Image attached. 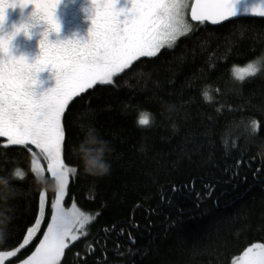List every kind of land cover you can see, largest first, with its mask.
I'll return each instance as SVG.
<instances>
[{"label":"trees","instance_id":"16d2710c","mask_svg":"<svg viewBox=\"0 0 264 264\" xmlns=\"http://www.w3.org/2000/svg\"><path fill=\"white\" fill-rule=\"evenodd\" d=\"M193 26L114 84L74 98L65 163L76 171L65 205L93 221L61 264H232L264 243V68L243 81L234 75L264 65V19ZM141 114L149 125L138 123ZM2 141L0 251L18 247L35 223L40 190L49 200L43 227L7 263L16 264L43 236L56 184L33 145ZM93 158L104 173L89 170Z\"/></svg>","mask_w":264,"mask_h":264},{"label":"snow or ice","instance_id":"6c2138e0","mask_svg":"<svg viewBox=\"0 0 264 264\" xmlns=\"http://www.w3.org/2000/svg\"><path fill=\"white\" fill-rule=\"evenodd\" d=\"M61 3L62 0H0V138H6L2 141L4 146L22 145L31 151L30 145H35L40 149L48 162L47 171L57 185L46 230L34 251L19 264H61L65 249L86 234L85 226L93 219L79 209L69 212L63 204L69 177L76 171L65 163L66 128L74 98L98 84H114V77L133 66V62L156 56L165 45L189 32L194 27L187 19L189 9L191 21L217 23L238 16L239 0H126L129 6L122 7H117V0H89L84 9L91 19L87 38L50 40L49 34L61 29L57 16ZM16 8L21 10L20 19L9 31L8 10ZM28 8L30 11L25 14ZM249 11L264 17V0H254L242 10ZM34 31L40 36L38 55L31 62L23 54L13 55L14 37L22 32L30 38ZM45 68L53 72L55 84L41 91L38 73ZM262 68L264 65L249 62L236 68L234 75L243 81ZM149 122L148 115L141 114L138 123ZM141 150L146 151L143 146ZM89 163V170L99 174L107 170L98 158ZM33 171L40 175L44 169L34 160ZM14 175L23 177L24 173L17 169ZM46 200L42 189L35 223L27 227L18 247L0 251V264L15 256L35 235L45 214ZM93 247L88 245L89 249ZM238 264H264V243L246 247Z\"/></svg>","mask_w":264,"mask_h":264},{"label":"rangeland","instance_id":"374dc122","mask_svg":"<svg viewBox=\"0 0 264 264\" xmlns=\"http://www.w3.org/2000/svg\"><path fill=\"white\" fill-rule=\"evenodd\" d=\"M89 6V0H62V3L60 4V6H58L59 8H61V13L57 12V16H58V19L60 21V24L62 26H74L75 28L74 29H77V31H81L82 30V27H81V22L83 19H80L81 16L83 17L84 16V26L86 27H90L91 26V19H90V14L85 11L84 9L87 8ZM122 6H129L128 3H126V0H117V7H122ZM30 11V8L28 9H25L24 10V13L27 14V12ZM81 12V13H80ZM189 12H190V9H189ZM189 12H188V16H187V19L189 20V23L191 25H194L191 20L189 19ZM20 15H21V10L19 12H16V9H9L8 10V19H7V27H8V30L11 31L12 29V26H10L12 23H16L14 22L15 20H19L20 19ZM13 25V24H12ZM10 26V27H9ZM64 28V27H63ZM22 33V32H21ZM23 34V33H22ZM53 34H59V35H62L63 36V30L61 28L60 32L59 33H50V35H53ZM186 34V33H185ZM184 35V34H183ZM182 36V35H180ZM177 37V40L179 39V37ZM32 37L34 39H40V36H39V32L38 31H34V34L32 35ZM176 40V41H177ZM175 41V42H176ZM13 44L14 46L16 47V49L20 52L23 50V45H21V43H19L18 41H16V37H14L13 39ZM175 42L171 43V45H173ZM171 45H165V47H170ZM164 47V48H165ZM163 49V48H162ZM161 51V50H160ZM134 63V62H133ZM120 74V73H119ZM118 75V74H117ZM246 77V76H245ZM3 139H6V138H3ZM10 146H22V145H10ZM35 148L36 146L33 145ZM36 150L38 151V153L44 158V160L46 161V163L48 164L47 162V159L45 157V155L41 152L40 149L36 148ZM34 160L36 161V164L38 166H41L44 171L40 174V175H37L36 172H34L37 177H39L40 179L43 178V176L45 175V171H46V168H47V164H46V168L44 166V164L42 163V161L40 160V158L38 157V154L34 152ZM50 174V173H49ZM51 175V174H50ZM71 176V175H70ZM55 181V180H54ZM69 181H70V177H69ZM56 184V183H55ZM56 191H57V185H56ZM46 192V191H45ZM68 192V190H67ZM67 192H66V195H65V198H64V201H63V204L64 206L69 210V212H73V211H76L77 209H79L77 206L75 205H72L71 207H67L65 205V199H66V196H67ZM46 197H47V193H46ZM48 204H49V200H48V197H47V200H46V206H45V214H44V217L42 218L41 220V223L40 225L37 226V231L35 233V235L30 239L29 243L34 239V237L39 233V231L41 230V228L43 227V224L45 223L46 219H47V209H48ZM50 210H51V207H50ZM80 211H82L81 209H79ZM84 212V211H83ZM85 213V212H84ZM87 214V213H85ZM89 215V214H87ZM92 217V216H91ZM49 220H50V215H49ZM93 221L90 220L89 223L85 226V230L87 231V227L89 226V224ZM47 227V226H46ZM46 230V228H45ZM85 235V234H83ZM83 235H80L78 237L81 238ZM77 239V240H78ZM75 242V241H73ZM72 242V243H73ZM28 243V244H29ZM27 244V245H28ZM25 245V247L27 246ZM66 250V249H65ZM18 253V252H17ZM16 253V254H17ZM16 256V255H15ZM14 257V256H13ZM13 257H8L6 258L5 260V264L8 263V261H10ZM63 258V257H62ZM61 258V260H62ZM27 259V258H26ZM240 259V256L238 258H236L234 260V262L232 264H238V261ZM16 264H19L16 263Z\"/></svg>","mask_w":264,"mask_h":264},{"label":"flooded vegetation","instance_id":"af4514ba","mask_svg":"<svg viewBox=\"0 0 264 264\" xmlns=\"http://www.w3.org/2000/svg\"><path fill=\"white\" fill-rule=\"evenodd\" d=\"M19 11L20 9L16 8V12ZM60 11L61 8L58 7L57 12L61 13ZM80 19H83L81 22V27H82L81 31H77V29H74L75 27L74 26L72 27L71 25L70 26L61 25V28L63 30V36L59 34H53V35L49 34V39L50 40L82 39V38L86 39L88 36L89 28L84 26V16L83 17L81 16ZM14 22H17V20H15ZM12 24L10 26H12ZM15 37H16V41L21 43V45H23L24 47L23 50L19 52L12 42V54L21 55L23 53L28 58L29 62H31L39 53V46H38L39 39H34L32 36L30 38L26 37L22 33H18ZM38 80L40 81L39 90L41 91L46 90L47 88H50L55 84L53 72L49 71L47 68H45L42 72L38 73Z\"/></svg>","mask_w":264,"mask_h":264},{"label":"water","instance_id":"95a60500","mask_svg":"<svg viewBox=\"0 0 264 264\" xmlns=\"http://www.w3.org/2000/svg\"><path fill=\"white\" fill-rule=\"evenodd\" d=\"M254 3V0H239V3L237 4V14L238 16L236 17H231V18H228L224 21H219L217 23H213L211 21H205L204 23L212 26V27H218L222 24H225V23H228V22H231V21H237L239 19H264V17L258 15V14H255V13H252L251 11L245 13V12H242V10L246 7V6H249L251 4ZM189 18L191 20V17H190V12H189ZM192 23L194 24H200V23H197L195 21H191Z\"/></svg>","mask_w":264,"mask_h":264},{"label":"clouds","instance_id":"9594fccd","mask_svg":"<svg viewBox=\"0 0 264 264\" xmlns=\"http://www.w3.org/2000/svg\"><path fill=\"white\" fill-rule=\"evenodd\" d=\"M23 54V53H22ZM24 55V54H23Z\"/></svg>","mask_w":264,"mask_h":264}]
</instances>
